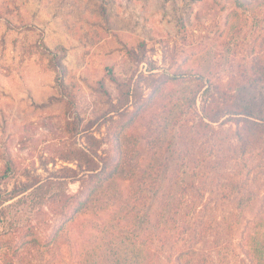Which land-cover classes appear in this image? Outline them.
<instances>
[{
  "label": "rangeland",
  "instance_id": "rangeland-1",
  "mask_svg": "<svg viewBox=\"0 0 264 264\" xmlns=\"http://www.w3.org/2000/svg\"><path fill=\"white\" fill-rule=\"evenodd\" d=\"M235 25L210 0H0V189L75 168V152L85 148L121 164L80 216L44 209L28 234L11 243L27 246L12 264H98L104 231L116 221L107 197L147 196L149 177L162 183L163 168L168 181L200 160L217 168L207 182L224 185L226 193L211 196L208 216L256 217L255 209L244 213L219 197H238L236 187L264 196L262 155L228 160L234 126L217 123L207 134L194 127L206 85L224 87L230 75L253 67L264 88V35L245 41L229 62L225 43ZM135 81L142 99L117 110L121 83ZM198 92L195 109L191 99ZM212 147L224 161L205 159ZM80 185L70 182L69 193ZM83 185L88 191L92 183ZM238 237L226 264H252L236 247Z\"/></svg>",
  "mask_w": 264,
  "mask_h": 264
},
{
  "label": "trees",
  "instance_id": "trees-1",
  "mask_svg": "<svg viewBox=\"0 0 264 264\" xmlns=\"http://www.w3.org/2000/svg\"><path fill=\"white\" fill-rule=\"evenodd\" d=\"M210 1L219 13H227L236 20L225 43V56L232 62L243 51L241 46L245 41L257 34L264 35V0ZM251 68L244 67L230 75L224 87L206 85L199 95V121L194 126L198 131L215 132L212 125L217 123L234 126L227 141L228 160H241L254 153L264 158V88ZM120 87L117 110L142 99V88L137 81L121 83ZM198 94L191 99L194 107ZM209 155L205 159L212 164L224 161L217 147H212ZM4 161L6 173L12 174L14 168L7 154ZM118 161L110 163L95 149L85 148L75 152L72 159L75 168L61 167L44 178L31 177L10 190L0 189V264H12L16 254H23L26 243L14 247L11 243L28 234L44 209L73 218L87 210L98 199L99 188L118 176L121 170ZM200 163L192 169L176 170L168 181L169 172L163 168L159 175L162 183L149 177L147 196L107 197L110 207L114 206L112 214L116 215V221L104 231L98 264H214L216 261L226 264L235 249V234L239 235L236 247L241 254L252 264H264V196L250 189L242 192L233 183L232 188H238L235 190L238 197L230 195L219 197L220 200L233 201L236 209L244 213L255 209L256 217L245 220L241 213L230 218L208 216L216 199L211 196L226 193L224 185L214 180L207 182L208 174L215 176L217 168L208 167L204 160ZM179 177L181 180L177 181ZM74 181H80L81 185L72 195L68 184ZM87 181L92 183L88 191L83 185ZM243 224V230L235 229Z\"/></svg>",
  "mask_w": 264,
  "mask_h": 264
}]
</instances>
